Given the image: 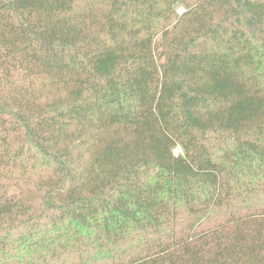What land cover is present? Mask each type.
<instances>
[{
	"label": "trees",
	"instance_id": "1",
	"mask_svg": "<svg viewBox=\"0 0 264 264\" xmlns=\"http://www.w3.org/2000/svg\"><path fill=\"white\" fill-rule=\"evenodd\" d=\"M0 264H264V0H0Z\"/></svg>",
	"mask_w": 264,
	"mask_h": 264
},
{
	"label": "rangeland",
	"instance_id": "2",
	"mask_svg": "<svg viewBox=\"0 0 264 264\" xmlns=\"http://www.w3.org/2000/svg\"><path fill=\"white\" fill-rule=\"evenodd\" d=\"M184 11H185L184 6H182V5L178 6L177 12L179 15L182 14ZM174 151H175V153H178L180 151V148L178 147Z\"/></svg>",
	"mask_w": 264,
	"mask_h": 264
}]
</instances>
